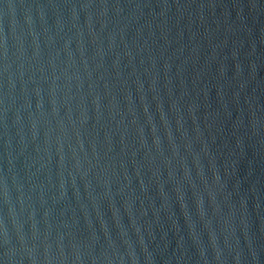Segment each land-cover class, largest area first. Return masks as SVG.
<instances>
[{
  "label": "water",
  "instance_id": "1",
  "mask_svg": "<svg viewBox=\"0 0 264 264\" xmlns=\"http://www.w3.org/2000/svg\"><path fill=\"white\" fill-rule=\"evenodd\" d=\"M0 264H264V0H0Z\"/></svg>",
  "mask_w": 264,
  "mask_h": 264
}]
</instances>
